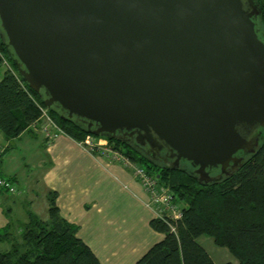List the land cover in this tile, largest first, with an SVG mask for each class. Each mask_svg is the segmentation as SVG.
<instances>
[{"label": "water", "instance_id": "95a60500", "mask_svg": "<svg viewBox=\"0 0 264 264\" xmlns=\"http://www.w3.org/2000/svg\"><path fill=\"white\" fill-rule=\"evenodd\" d=\"M260 13L257 0H0V27L46 106L210 182L264 130ZM164 147L172 163L152 152Z\"/></svg>", "mask_w": 264, "mask_h": 264}, {"label": "trees", "instance_id": "16d2710c", "mask_svg": "<svg viewBox=\"0 0 264 264\" xmlns=\"http://www.w3.org/2000/svg\"><path fill=\"white\" fill-rule=\"evenodd\" d=\"M257 1L261 8L259 33L264 37V0ZM1 32L0 27V60L7 62V68L0 79V129L6 138L19 137L45 117V109L62 131L75 139L94 134L80 122L45 105L43 93L23 79ZM99 136L107 137L114 149L146 167L184 202L180 217L151 219V225L165 235L133 264H215L199 240L203 234L228 247L238 260L223 264H264V130L256 150L246 155L238 169L210 182L200 181L186 164L166 167L132 140ZM0 190L8 191L3 187ZM48 199L49 218L29 209L28 219L21 225V240L8 250H0V264H103L78 235V225L61 214L56 190L49 191Z\"/></svg>", "mask_w": 264, "mask_h": 264}, {"label": "crops", "instance_id": "0c3cea01", "mask_svg": "<svg viewBox=\"0 0 264 264\" xmlns=\"http://www.w3.org/2000/svg\"><path fill=\"white\" fill-rule=\"evenodd\" d=\"M46 122L44 117L16 137L21 138L27 132L32 136L44 133L45 198L32 210L48 219L49 191L56 190L61 214L78 225V235L93 248L103 264H133L165 235L151 225L156 213L147 204L148 193L135 173L136 162L129 165L102 147L91 151L53 126L52 134L48 135L44 128ZM14 139L7 140L12 143ZM0 170L10 175L2 167ZM16 177L19 185L17 174ZM201 238L204 236L199 240L215 264L227 260L238 262L228 247L215 241L207 245Z\"/></svg>", "mask_w": 264, "mask_h": 264}, {"label": "rangeland", "instance_id": "374dc122", "mask_svg": "<svg viewBox=\"0 0 264 264\" xmlns=\"http://www.w3.org/2000/svg\"><path fill=\"white\" fill-rule=\"evenodd\" d=\"M6 68L7 62L0 60V79ZM45 118L48 121L46 116ZM43 134L32 136L27 132L11 143L0 129V149L5 148L0 156V167L10 175L17 174L19 179L17 191L0 190V250H8L14 242L21 240V225L28 219V210L35 204L44 202L45 186L42 174L46 168L43 160L46 153ZM203 236L201 239L207 245L210 242L215 243L211 235Z\"/></svg>", "mask_w": 264, "mask_h": 264}, {"label": "built area", "instance_id": "2783aa9c", "mask_svg": "<svg viewBox=\"0 0 264 264\" xmlns=\"http://www.w3.org/2000/svg\"><path fill=\"white\" fill-rule=\"evenodd\" d=\"M44 114L48 118V121L46 122L47 124L44 126L48 135L52 134L50 130L51 126L56 128L57 130H62L57 125V123L47 114L46 109L44 110ZM55 134L56 133H54V135ZM79 141L82 145H84L91 151L102 147L105 150L116 153L127 164H133V160L124 153L114 149L108 138L105 136L88 134L84 139ZM1 151H3V148L0 149V152ZM134 167L136 175L138 176L148 193L147 204L154 210L156 216H172L175 218L180 217L182 214V205H184V202L182 200H179V198L176 196L175 191L169 185L161 183L159 178L150 173L146 167L137 163ZM0 187L15 192L18 190L19 185L16 180L11 178L10 175L2 173L0 170Z\"/></svg>", "mask_w": 264, "mask_h": 264}, {"label": "flooded vegetation", "instance_id": "af4514ba", "mask_svg": "<svg viewBox=\"0 0 264 264\" xmlns=\"http://www.w3.org/2000/svg\"><path fill=\"white\" fill-rule=\"evenodd\" d=\"M125 137H129V135H125V134H123ZM167 151H168V149L166 148V147H164V148H162L161 150H153L152 152H153V154L156 156V157H169V159H170V163H172L173 162V157H171V156H169L168 154H167ZM221 169V168H220ZM220 169H215L212 173H214V174H217L219 171H220Z\"/></svg>", "mask_w": 264, "mask_h": 264}]
</instances>
